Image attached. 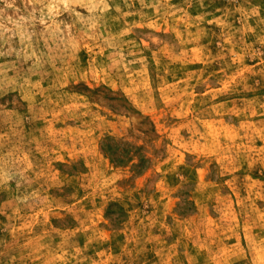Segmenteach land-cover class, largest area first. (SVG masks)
Segmentation results:
<instances>
[{
    "label": "rangeland",
    "instance_id": "rangeland-1",
    "mask_svg": "<svg viewBox=\"0 0 264 264\" xmlns=\"http://www.w3.org/2000/svg\"><path fill=\"white\" fill-rule=\"evenodd\" d=\"M0 264H264V0H0Z\"/></svg>",
    "mask_w": 264,
    "mask_h": 264
}]
</instances>
